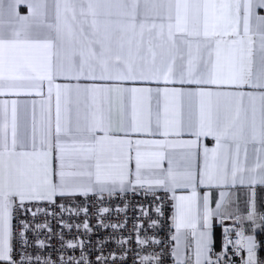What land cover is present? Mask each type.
Returning a JSON list of instances; mask_svg holds the SVG:
<instances>
[{"label": "snow or ice", "instance_id": "snow-or-ice-1", "mask_svg": "<svg viewBox=\"0 0 264 264\" xmlns=\"http://www.w3.org/2000/svg\"><path fill=\"white\" fill-rule=\"evenodd\" d=\"M21 3L30 9L28 16L19 14ZM261 11L264 0H0V96L33 92L42 95L44 82L48 84V98L41 102L39 128L36 102L32 101L31 117L27 119L26 112L23 134L19 130L18 101H0V264H17L12 256L14 208H23L27 201L54 203L56 195H87L94 191L112 194L129 188L135 191L137 186L146 193L154 194L157 189L173 192L176 264H189L190 259L193 264H221L209 256L213 245L212 218L222 209L225 215H232L225 208L230 203L229 194L220 193L215 211L208 196L200 202L191 151L183 154L182 163L169 158L167 169H162L161 164L166 149L177 145L195 148L202 136L213 137L216 147L204 148L199 183L218 187L248 185L250 211L238 220L241 224L252 221L264 231V215L259 216L257 223L254 191L255 185H264ZM57 75L114 83L76 85L73 116L67 99L63 108L61 105L62 95L67 98L73 88L54 85ZM125 81L197 85L194 90H155L157 94L162 92L166 100L172 97L177 109L185 97L190 110L193 103L198 109L195 123L190 111L186 128L178 119H165L163 136H178L188 130L197 140L133 142L110 135L114 131V105L121 113V131H151V121L138 117L137 101H150L153 89L122 87L121 82ZM210 86H215V90ZM223 86H248L260 91L221 90ZM126 94L132 101V118L127 128L123 121ZM143 145H152L156 150L142 151ZM133 148L134 175L129 167ZM54 149L59 161L58 183L53 182ZM178 187H190L191 195L176 197ZM156 211L163 215L159 207ZM22 223L27 230L28 224ZM156 223L152 221L153 225ZM84 227L87 229L88 225ZM236 235L235 242L226 235L224 247L233 244L238 246L237 252L246 250L244 264H261L256 237L246 235L243 227ZM139 242L160 243L146 239ZM193 242V256L189 257L187 249ZM40 244L43 246L44 242ZM79 246L83 247V242ZM141 264L162 261L159 255L143 256Z\"/></svg>", "mask_w": 264, "mask_h": 264}, {"label": "built area", "instance_id": "built-area-1", "mask_svg": "<svg viewBox=\"0 0 264 264\" xmlns=\"http://www.w3.org/2000/svg\"><path fill=\"white\" fill-rule=\"evenodd\" d=\"M54 201H27L23 208L13 209L12 256L17 264H46L48 261L52 264H73L75 261L80 264H141V257L156 255L160 256L162 264H176L169 191L157 189L153 194L137 187L135 191L121 194H89ZM157 207L163 215L156 211ZM104 208L108 212H104ZM153 220L157 222L155 225ZM22 222L28 224L27 230ZM84 224L88 225L87 229ZM239 230L234 227L222 233L220 246L210 253L212 261L244 264V250L237 252L238 246L233 244L224 247L225 236L235 242ZM145 239L160 243L139 242ZM40 241L44 242L43 246ZM80 242L83 247L79 246ZM69 244L77 247H69ZM258 244L257 251L264 253V231L259 234ZM189 264H193L192 260Z\"/></svg>", "mask_w": 264, "mask_h": 264}, {"label": "crops", "instance_id": "crops-1", "mask_svg": "<svg viewBox=\"0 0 264 264\" xmlns=\"http://www.w3.org/2000/svg\"><path fill=\"white\" fill-rule=\"evenodd\" d=\"M18 12L21 16H28L30 14V9L28 8L26 3H21L18 7ZM261 15H264V11H261ZM114 82L110 81H93L81 78L80 80L72 79L71 77L64 76V75H57L54 76L53 84H59L61 86H71L73 91L68 94L66 98L64 95L61 97V105L62 108L65 106V102L67 99V107L71 110L73 116L75 115L76 110V101H77V94L75 92V86L80 85L81 87L90 86L93 84L97 85H104L110 84ZM122 87H137V88H151L153 92L151 94V100H144L143 102L138 99L137 101V108H138V117L142 121H151V131L146 132H127L120 130V123H121V113L119 111L118 105L113 106L112 111V121H113V128L114 131L110 133V135L120 138V139H131L133 142L135 140H164L169 139L173 141H193L197 140V137L188 130H183L177 136L174 133L170 134L168 137L163 136V125L165 119L172 121L174 119H178L182 122V124L187 126V122L189 119L190 111H191V118L195 123L198 119V109L195 103H193L191 110L189 108V102L185 97L180 104L179 108H176L175 102L173 101L172 97H168L166 100L163 93L157 94L155 91L156 89H164V88H177V89H184V90H194L198 86L192 84H180V83H169L165 84L163 81H125L121 82ZM215 90V86H210ZM48 84L47 81L44 82L42 95H36L33 92L30 95H7V96H0V101L3 100H12L16 99L18 101V121H19V130L20 133L23 134L24 132V124L26 120V112H27V119L31 117L32 111V101H35V117L37 122V127L39 128V123L41 119V102L43 100H47L48 98ZM221 90H230V91H260L258 89H252L248 86H243L242 88H237L235 86H223ZM55 106H56V96L55 90L53 91L52 98H51V110H52V118L53 121L55 120ZM157 116L159 117L160 127L157 128ZM132 118V101L129 95H125L123 100V121L124 127L127 128L130 126ZM100 135V133H97ZM67 139V138H65ZM208 148L209 150L216 147V141L213 137L210 136H202L197 140V146L195 148L189 149L187 147L177 145L176 147L168 148L165 150V159L161 162L162 169H167L169 167L168 159L172 158L175 161L182 163V156L183 154L191 151L194 153V167L197 173V183H196V192L200 202H203V198L205 196L209 197L210 206L215 211L216 204L220 201V193L225 192L228 193L230 203L225 205V208L232 212V215L229 217L224 214V209L221 210V213L218 215H214L212 218V236H213V248H217L221 244V236L225 229L230 230L234 227H243L245 230L246 235H254L258 242L259 234L261 233V228L255 227L252 221H244L243 224L240 223L238 217L246 216L248 211H250V205L248 204L249 193L251 189L248 185H236L235 187L229 185L224 187L218 186H208L199 183V174L203 170V163H204V148ZM141 150L145 152L155 151V147L152 145H143L141 146ZM132 160L130 161L129 167L134 175L135 173V149L132 150ZM53 182H59V161H58V153L54 149L53 150ZM138 187V186H137ZM128 190L124 192H114L112 194H121L130 191ZM192 189L190 187H178L175 189L174 195L176 197L179 196H188L191 195ZM255 191V203H256V212H257V223H259V216L264 215V185L257 184L254 186ZM171 193V203L173 208V216L175 215V208L174 205L176 201L173 199V192ZM89 194H101L98 192H89ZM103 195L109 194L108 192L102 193ZM85 196L83 194H66V195H56L54 199H62V198H73V197H81ZM175 234V228L173 224V235ZM174 245L176 246V241H174ZM193 249H194V242L192 247L187 249V254L189 257L193 256ZM210 256V254H209ZM176 258V257H175ZM244 258L245 261L247 259V252L244 250ZM257 258L264 264V253L257 251ZM191 260V259H190ZM193 262V261H192Z\"/></svg>", "mask_w": 264, "mask_h": 264}]
</instances>
